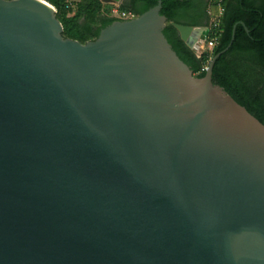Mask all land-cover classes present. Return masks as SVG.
Segmentation results:
<instances>
[{"label": "water", "instance_id": "obj_1", "mask_svg": "<svg viewBox=\"0 0 264 264\" xmlns=\"http://www.w3.org/2000/svg\"><path fill=\"white\" fill-rule=\"evenodd\" d=\"M160 10L80 44L0 0V264H264V125L212 80L236 26L198 79Z\"/></svg>", "mask_w": 264, "mask_h": 264}, {"label": "trees", "instance_id": "obj_2", "mask_svg": "<svg viewBox=\"0 0 264 264\" xmlns=\"http://www.w3.org/2000/svg\"><path fill=\"white\" fill-rule=\"evenodd\" d=\"M45 1L57 10L64 37L80 44L96 40L104 29L119 21L110 16V6L104 9L101 0H79L73 6L77 9L74 17L68 16L73 11V7L67 8L68 0ZM160 2V15L167 19L163 34L198 79L205 77L204 69L211 60L230 45L236 26L233 45L217 60L212 80L264 125V0H124L120 9L140 17ZM219 5L223 9L220 17ZM214 20H219V26L208 40L218 36L217 43L200 58L172 25L209 28Z\"/></svg>", "mask_w": 264, "mask_h": 264}, {"label": "built area", "instance_id": "obj_3", "mask_svg": "<svg viewBox=\"0 0 264 264\" xmlns=\"http://www.w3.org/2000/svg\"><path fill=\"white\" fill-rule=\"evenodd\" d=\"M76 2H79V0H68L67 1V8H71L73 7V4H75ZM111 14L110 16L112 18H115L119 21H130L133 20L135 18H137L135 16V14H133L132 12H127V11H122L120 9L121 4H111ZM223 14V9L222 7L219 5L218 6V15L219 17ZM219 26V20H214L210 27L208 28V35L205 41L197 43L196 44V48H197V52H194L197 57H201L205 52L211 51L215 44L217 43L218 40V36H214V38H212L211 40L209 39L210 34L213 32L214 30H217ZM208 67H206L204 70L206 71Z\"/></svg>", "mask_w": 264, "mask_h": 264}, {"label": "rangeland", "instance_id": "obj_4", "mask_svg": "<svg viewBox=\"0 0 264 264\" xmlns=\"http://www.w3.org/2000/svg\"><path fill=\"white\" fill-rule=\"evenodd\" d=\"M77 3L78 2H76L75 4L77 5ZM103 3V2H102ZM75 4H73V6H75ZM104 4V3H103ZM105 5V10H108L109 9V4H104ZM111 7V6H110ZM109 14H111V12L109 13ZM77 15V9H76V7H73V11H71L69 14H68V16L69 17H74V16H76ZM57 17V16H56ZM63 33H64V31H63ZM63 37H64V35H63ZM65 38V37H64ZM210 52V51H209Z\"/></svg>", "mask_w": 264, "mask_h": 264}, {"label": "crops", "instance_id": "obj_5", "mask_svg": "<svg viewBox=\"0 0 264 264\" xmlns=\"http://www.w3.org/2000/svg\"><path fill=\"white\" fill-rule=\"evenodd\" d=\"M206 28V27H205ZM208 29V28H207Z\"/></svg>", "mask_w": 264, "mask_h": 264}]
</instances>
